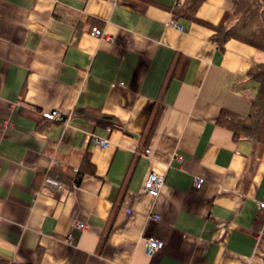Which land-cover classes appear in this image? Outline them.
Instances as JSON below:
<instances>
[{
    "label": "crops",
    "instance_id": "1",
    "mask_svg": "<svg viewBox=\"0 0 264 264\" xmlns=\"http://www.w3.org/2000/svg\"><path fill=\"white\" fill-rule=\"evenodd\" d=\"M183 2L0 0V264H264V144L218 121L248 113L264 50L175 19ZM234 3L196 17L217 25Z\"/></svg>",
    "mask_w": 264,
    "mask_h": 264
},
{
    "label": "trees",
    "instance_id": "2",
    "mask_svg": "<svg viewBox=\"0 0 264 264\" xmlns=\"http://www.w3.org/2000/svg\"><path fill=\"white\" fill-rule=\"evenodd\" d=\"M204 1L184 0L179 6L173 7L171 12L175 19L185 17L211 28L214 31L212 39L221 46L228 39L236 38L264 50V19L262 17L264 0H235L232 10L225 12L217 25L205 23L196 17V12ZM247 76L258 82L257 92L251 99L248 113L240 114L225 109L218 121L232 131L233 138H245L264 144V62L255 63L248 70ZM92 114L101 124L123 128L122 124L110 115L95 114V112ZM81 173L82 170L70 176L71 181L78 184Z\"/></svg>",
    "mask_w": 264,
    "mask_h": 264
},
{
    "label": "built area",
    "instance_id": "3",
    "mask_svg": "<svg viewBox=\"0 0 264 264\" xmlns=\"http://www.w3.org/2000/svg\"><path fill=\"white\" fill-rule=\"evenodd\" d=\"M175 26L180 27L178 24L175 23ZM91 33L95 36L103 37L104 32L99 26H94L92 28ZM42 116L50 119V120H64V114L60 112L59 110H43L41 112ZM90 140L98 145V146H107L109 143V140L106 138H100L99 136L92 134L90 136ZM149 149L145 150V154L149 153ZM179 159H181V156H179ZM196 187L200 188L202 184L204 183V178L197 177L196 178ZM45 183L48 186H51L54 190H58L62 188V183L56 179H53L51 177H46L45 178ZM164 185V176L160 175L156 172H151L148 174L147 178L145 179L144 182V188L145 190L153 197L157 196L161 190V188ZM260 207H264V203H260ZM75 227L83 230L88 227V225L83 222V221H76L75 222ZM72 236L69 234V240L68 242L71 243ZM147 254L148 255H153L154 252L160 248L163 247L164 242L155 238V237H148L147 238Z\"/></svg>",
    "mask_w": 264,
    "mask_h": 264
}]
</instances>
